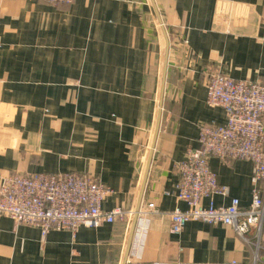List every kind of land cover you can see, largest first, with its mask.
Listing matches in <instances>:
<instances>
[{
  "label": "crops",
  "instance_id": "0c3cea01",
  "mask_svg": "<svg viewBox=\"0 0 264 264\" xmlns=\"http://www.w3.org/2000/svg\"><path fill=\"white\" fill-rule=\"evenodd\" d=\"M211 70L264 82V0H0V187L14 173L89 174L112 190L104 210L150 223L136 259V216L43 236L0 215V264H254L229 226L170 232L188 208L176 163L203 126L226 123L207 102ZM210 165L229 189L216 205L249 208L253 162Z\"/></svg>",
  "mask_w": 264,
  "mask_h": 264
},
{
  "label": "built area",
  "instance_id": "2783aa9c",
  "mask_svg": "<svg viewBox=\"0 0 264 264\" xmlns=\"http://www.w3.org/2000/svg\"><path fill=\"white\" fill-rule=\"evenodd\" d=\"M71 4L73 0H45ZM207 102L221 107L226 123L203 126L198 148H190L176 163L179 174L177 198L188 208H176L170 214L172 234H180L192 220L231 227L236 234L255 246L254 264H264V82L236 80L219 70L207 73ZM223 161L250 160L254 164L252 200L242 210L239 198L226 206H217L214 197L227 196L229 189L219 183L210 158ZM112 192L89 174L14 173L7 175L0 187V215L18 224L41 228L43 236L51 229L77 231L80 227H98L125 217L138 218L135 239L146 225L142 243L137 244V259L142 258L149 231V212L116 208L103 209ZM206 199L209 204L206 205ZM154 264H178L156 261Z\"/></svg>",
  "mask_w": 264,
  "mask_h": 264
},
{
  "label": "water",
  "instance_id": "95a60500",
  "mask_svg": "<svg viewBox=\"0 0 264 264\" xmlns=\"http://www.w3.org/2000/svg\"><path fill=\"white\" fill-rule=\"evenodd\" d=\"M134 226H135V223H134Z\"/></svg>",
  "mask_w": 264,
  "mask_h": 264
},
{
  "label": "rangeland",
  "instance_id": "374dc122",
  "mask_svg": "<svg viewBox=\"0 0 264 264\" xmlns=\"http://www.w3.org/2000/svg\"><path fill=\"white\" fill-rule=\"evenodd\" d=\"M132 218V217H131Z\"/></svg>",
  "mask_w": 264,
  "mask_h": 264
}]
</instances>
